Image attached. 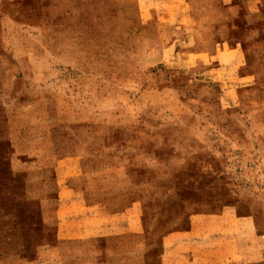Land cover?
Returning <instances> with one entry per match:
<instances>
[{"label": "rangeland", "instance_id": "374dc122", "mask_svg": "<svg viewBox=\"0 0 264 264\" xmlns=\"http://www.w3.org/2000/svg\"><path fill=\"white\" fill-rule=\"evenodd\" d=\"M156 3L0 0V264L60 194L64 264H264V0Z\"/></svg>", "mask_w": 264, "mask_h": 264}, {"label": "crops", "instance_id": "0c3cea01", "mask_svg": "<svg viewBox=\"0 0 264 264\" xmlns=\"http://www.w3.org/2000/svg\"><path fill=\"white\" fill-rule=\"evenodd\" d=\"M134 2L136 3L135 5H137L138 9L141 11V16H143V18H145V20H150V19H154L155 15H156V9H157V3L156 0H134ZM223 2V1H222ZM190 3L187 1H183L181 3H179L176 8H177V12L174 16L170 17V18H164L163 21L165 23L163 24H168V25H173V26H179L182 24L183 20L181 18L182 15H185L184 12H186L187 14H189V5ZM183 25V24H182ZM83 184H85L84 190L91 192L93 190L94 193L96 192V190H103L102 186V180H98L96 182L93 181L89 182V181H85ZM75 183H70L69 185H67L66 187L70 190L71 188L75 187ZM88 185V186H86ZM94 185L99 186V188H94ZM92 186V187H91ZM65 191H67L66 189H64ZM104 191V190H103ZM105 198L103 199V203L104 204H109L108 200H109V195L107 196V193L105 194ZM65 201V199L62 197V195L60 194L57 198H53L52 202H53V226L54 228H57V233L59 234V239L57 240L56 244H52V245H48V246H42L41 248H39L37 250V256L36 259L34 260H27V258H24L22 256H17V257H12L13 259H11L12 263L11 264H64V258H63V252H62V246L63 243H67L68 240L70 239V236H65L64 234L66 233H70L73 232L72 230H65L64 228L62 229L60 226V222H59V215H60V210H61V203H63ZM83 208H93L92 205H82ZM121 207V206H119ZM89 217V216H87ZM91 217V216H90ZM91 223L89 229L87 231L94 233L96 231H103L105 228L104 226H108L107 223H105L104 225H102V223H100L99 225H96L97 223H92L93 220L88 221ZM78 231V230H77ZM82 231V230H81ZM80 231V233H81ZM121 231V230H119ZM115 233V232H112ZM132 236L134 237V233L128 232V233H115V234H111L110 236L107 237L106 241L108 244L109 249H111L109 252H107L106 254L111 256V261L112 264H118L119 259H121V254L119 253V243H121L122 241L125 240H130L132 238ZM128 253L129 256L126 257V264H140L139 263V259H138V248L136 250V247L131 246L130 249H128Z\"/></svg>", "mask_w": 264, "mask_h": 264}]
</instances>
